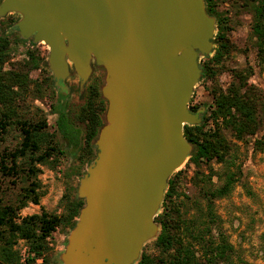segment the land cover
<instances>
[{
	"label": "water",
	"instance_id": "1",
	"mask_svg": "<svg viewBox=\"0 0 264 264\" xmlns=\"http://www.w3.org/2000/svg\"><path fill=\"white\" fill-rule=\"evenodd\" d=\"M20 15L22 38L44 41L57 86L72 68L80 87L91 61L103 67L104 122L79 179L84 200L60 253L64 264H134L158 233L168 178L193 145L184 124L202 109L188 101L213 51L216 17L204 0H1Z\"/></svg>",
	"mask_w": 264,
	"mask_h": 264
},
{
	"label": "trees",
	"instance_id": "2",
	"mask_svg": "<svg viewBox=\"0 0 264 264\" xmlns=\"http://www.w3.org/2000/svg\"><path fill=\"white\" fill-rule=\"evenodd\" d=\"M209 14L216 17V32L213 36V54L202 56L200 67L201 76L209 82L208 88L212 97L211 104L203 111L199 124H184L185 138L193 145L189 153V162L198 168L194 171L193 179L203 172L201 164L210 167L211 161L223 162L229 152V142L224 130L229 131L237 139L244 140L252 137V149L264 151V91L248 82L252 67L233 70V79L222 89L217 83V75L225 65L226 59L234 49L228 36L226 16L216 9L217 0H204ZM251 6L252 21L251 35L255 38V58L257 64H264V0H247ZM27 56L3 70V64L10 58L9 40L0 35V103L6 105L16 94L32 85L36 90L49 88L48 77L41 81L29 77V72L37 68L41 57L34 50H27ZM106 101L99 97L95 82L89 85L85 102L79 107L77 119L83 126V138L77 146L75 156L80 166L89 162L95 155V145L92 140L96 137L103 124L102 113ZM197 105H189L190 110L196 111ZM8 107L0 115V140L7 132L10 123L19 126L21 139L13 149H3L0 153V174L11 180L24 182L13 200L0 199V264H53L48 253V238L58 225L73 227L79 209L84 200L79 197L70 198L67 193L62 195L63 209L61 213H32L19 216V209L28 202L38 203L41 195L38 174L41 172L38 164L46 162L49 157L56 158L60 150L47 131V121L44 118L35 122L26 119L11 118L12 109ZM57 128L64 135L78 137L77 130L69 125L64 113H58ZM71 140V137L68 136ZM77 142V141H76ZM177 171L168 178L164 194V208L155 219L161 225L160 233L152 241L154 252L142 251L135 264H233L229 255L230 244L225 238L217 239L209 236L208 223L189 221L180 210V176ZM223 182L215 189L204 190L208 217L212 221L210 208L213 200L227 195L236 180L234 172L226 171ZM206 228V230H205ZM209 228V229H208ZM204 230V231H203ZM206 231V232H205ZM209 232V233H207ZM27 243L26 254L21 258L14 245L18 239Z\"/></svg>",
	"mask_w": 264,
	"mask_h": 264
},
{
	"label": "rangeland",
	"instance_id": "3",
	"mask_svg": "<svg viewBox=\"0 0 264 264\" xmlns=\"http://www.w3.org/2000/svg\"><path fill=\"white\" fill-rule=\"evenodd\" d=\"M246 3L247 0L216 1L217 11L226 16L228 36L234 45L225 65L217 75V83L222 89H226L233 79V70L252 67V74L249 76L248 82L264 91V64L259 66L255 58V38L251 35V6ZM19 17L20 15L16 12H8L0 16V35L9 40L10 56L3 64L2 69L7 70L11 65L23 60L28 54L27 50H34V53L38 54L41 59L38 67L29 72V77L36 81L48 77L49 88L39 91L30 84L26 91L16 94L8 104L0 103V115L2 111H6L10 107L13 119H26L30 122L41 118L46 119V129L52 134L60 152L55 153V159H52L51 156L46 162L38 164L41 169L38 174L41 192L39 202L37 204L28 202L26 206L19 209L18 213L19 216L41 211L61 213L63 209L62 195L67 193L70 198L78 197L79 179L95 156L80 166L74 154L83 138V126L77 119V113L79 107L85 102L89 85L96 82L97 79H99L100 87L104 83L105 71H99V74L97 71L93 77L95 80L91 77L92 75L89 76L81 88L80 79L71 68V73L65 79L67 90L70 89V92L64 96L55 84L52 72L47 65L48 45L44 41H33L31 36L22 38L15 25ZM212 54L213 51L209 56ZM202 59L201 57L200 61ZM208 85L209 82L205 77L200 76L192 89L188 106L197 105V109L203 108V111L208 108L212 101ZM78 92L80 93L78 94ZM100 98L103 99V97ZM106 107L102 113L103 122ZM61 111L72 129L77 130L76 140H73V135H64L57 128L56 119ZM224 135L229 142L230 149L223 162L213 160L210 162V167L202 163L199 170L203 172V175L199 174L193 179L194 171L198 167L193 162H189L188 155L186 160L170 175L182 171L180 196L177 199L180 202V210L189 221L188 223L196 221L203 223L205 221L204 224L208 223L210 228H208L210 233L207 232L209 236L212 235L217 239L225 238L230 244L229 255L233 264H264V151L252 149L253 139L251 136L245 137L244 140L237 139L227 130H224ZM68 136L71 137V140ZM20 139L19 126L16 123H10L7 132L3 134V139L0 140V153L3 149H13L18 145ZM94 139L92 140L93 145ZM226 171L234 172L236 180L227 195L213 200V205L209 209L213 220L209 222L206 216L208 211L206 198L202 193L204 190L218 187L223 182V175ZM24 182L11 180L8 176L0 174V199L13 200ZM164 205L163 196L155 217L161 213ZM156 222L159 224L158 233L144 243L141 253L144 249L149 253L154 252L152 241L161 230L160 223ZM71 228L63 224L58 225L48 238L47 255L53 264H64L60 259V253L66 246ZM14 248L22 258L26 254L27 243L20 238Z\"/></svg>",
	"mask_w": 264,
	"mask_h": 264
},
{
	"label": "flooded vegetation",
	"instance_id": "4",
	"mask_svg": "<svg viewBox=\"0 0 264 264\" xmlns=\"http://www.w3.org/2000/svg\"><path fill=\"white\" fill-rule=\"evenodd\" d=\"M1 1V0H0ZM91 67H92V70H91V73H90V76L93 78L94 77V74L97 72V74H99L100 72L99 71H104L103 67L96 64V62L94 60L91 61ZM94 79V78H93ZM95 80V79H94ZM99 79L96 80L95 82V85L98 87V91H99V94L100 96L99 97H102L101 95V90H100V82H98ZM58 89L60 91L61 94H63L64 96L68 95L69 92H70V89L67 90V87H65V85H59L58 86ZM80 92H78L79 94ZM104 99V98H103Z\"/></svg>",
	"mask_w": 264,
	"mask_h": 264
}]
</instances>
